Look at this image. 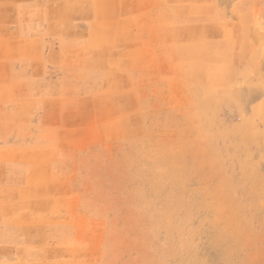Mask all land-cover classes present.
<instances>
[{"label": "rangeland", "instance_id": "1", "mask_svg": "<svg viewBox=\"0 0 264 264\" xmlns=\"http://www.w3.org/2000/svg\"><path fill=\"white\" fill-rule=\"evenodd\" d=\"M0 220L42 264H264V0H0Z\"/></svg>", "mask_w": 264, "mask_h": 264}, {"label": "crops", "instance_id": "2", "mask_svg": "<svg viewBox=\"0 0 264 264\" xmlns=\"http://www.w3.org/2000/svg\"><path fill=\"white\" fill-rule=\"evenodd\" d=\"M27 228L25 221L16 224L15 220H0V264H42L28 256L24 245H16L30 241Z\"/></svg>", "mask_w": 264, "mask_h": 264}]
</instances>
